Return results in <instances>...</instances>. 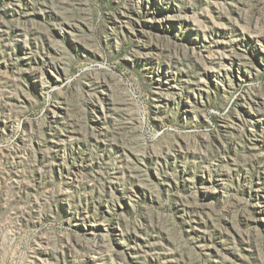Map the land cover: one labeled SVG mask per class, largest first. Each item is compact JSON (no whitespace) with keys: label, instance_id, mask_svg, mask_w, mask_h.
Listing matches in <instances>:
<instances>
[{"label":"rangeland","instance_id":"rangeland-1","mask_svg":"<svg viewBox=\"0 0 264 264\" xmlns=\"http://www.w3.org/2000/svg\"><path fill=\"white\" fill-rule=\"evenodd\" d=\"M0 264H264V0H0Z\"/></svg>","mask_w":264,"mask_h":264}]
</instances>
